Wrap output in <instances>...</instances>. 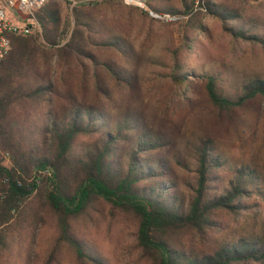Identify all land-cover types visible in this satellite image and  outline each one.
<instances>
[{
    "label": "rangeland",
    "instance_id": "374dc122",
    "mask_svg": "<svg viewBox=\"0 0 264 264\" xmlns=\"http://www.w3.org/2000/svg\"><path fill=\"white\" fill-rule=\"evenodd\" d=\"M54 1L59 4L60 30L67 32L61 46L74 28L71 8L76 2L94 0H70V6L66 0ZM116 1L120 5L115 11L99 15L98 26L103 40H114L117 49H93L95 68L89 65L85 74L73 66L58 68L56 46L48 51V67L36 69L37 81L44 79L53 86L49 95L53 117L58 119L76 106L91 109L102 114L105 132L111 133L127 121L114 161L124 168L127 152L145 135L157 148L139 154L138 163L145 173L155 168L156 162H161L165 171L145 181L144 186L164 183L183 207L189 197L185 184L195 168V147L200 139L210 138L220 166L212 170L209 196L223 193L242 168L253 185L239 211L216 216L209 239L216 245L241 239L264 244V96L257 95L226 112L212 105L205 88L206 78L213 77L221 95L235 99L242 85L264 80V43L237 38L228 29L232 26L264 41V0H196L190 16L182 12L184 3L191 6V0L152 1L161 14L178 12L169 14L175 20L154 19ZM206 3L211 13L201 6ZM43 50L47 54V48ZM42 52L36 54L39 62ZM109 65L112 71L107 69ZM183 74L184 82L176 84L172 76ZM2 157L8 164L9 156ZM35 195L36 191L27 210L29 217L38 210L35 226L27 227L28 218L14 214L0 231V264H46L52 252L49 264H89L79 261L64 241H57L55 218L36 205ZM70 226L102 259L101 264H147L136 248L135 220L106 204H96L86 218L72 220ZM193 245L200 248L197 242Z\"/></svg>",
    "mask_w": 264,
    "mask_h": 264
},
{
    "label": "trees",
    "instance_id": "16d2710c",
    "mask_svg": "<svg viewBox=\"0 0 264 264\" xmlns=\"http://www.w3.org/2000/svg\"><path fill=\"white\" fill-rule=\"evenodd\" d=\"M152 1H148V8L161 13ZM195 1L191 0V6L184 3L182 14L190 16ZM66 3L72 4L70 0ZM117 4L116 0L76 2L70 13L74 28L61 46L62 35L67 32L60 30L59 4L54 0L36 13L41 35L11 37V50L0 60V231L14 214L23 220L28 218L27 227L35 226L38 210L31 217L27 210L36 191V205L55 218L57 241L68 244L84 263L101 264L102 259L74 234L70 221L86 218L96 204H106L135 220L136 248L147 264H264V244L259 240L216 245L209 239L216 216L223 211H239L241 200L248 197L253 185L242 168L223 193L209 196L212 170L220 166L210 138L200 139L195 147V168L185 184L189 197L183 207L164 183L144 186L145 181L165 171V166L156 162L155 168L145 173L138 163L139 154L157 148V144L144 139L145 135L127 152L124 168L114 161L117 143L123 140L121 131L129 126L127 121L111 133L105 132L102 114L91 109L76 106L58 119L50 112L53 86L44 79L38 82L36 69L48 67L49 52L56 46L58 68L73 66L84 74L89 65L95 68L93 49H117L114 40H103L98 26L99 15L115 11ZM201 6L212 12L209 3ZM228 29L237 38L264 43L235 27ZM40 49L42 62L36 59ZM107 69L113 68L109 65ZM172 78L176 84L184 82V74ZM205 88L212 105L226 112L257 95L264 96V80L258 79L242 85L235 99L221 95L213 77L206 78ZM89 137L94 140L80 141ZM3 154L9 156L8 164ZM195 242L200 246L197 250ZM52 253L46 264L51 262Z\"/></svg>",
    "mask_w": 264,
    "mask_h": 264
},
{
    "label": "built area",
    "instance_id": "2783aa9c",
    "mask_svg": "<svg viewBox=\"0 0 264 264\" xmlns=\"http://www.w3.org/2000/svg\"><path fill=\"white\" fill-rule=\"evenodd\" d=\"M123 4L144 10L151 18L175 20L169 14L156 13L148 8L149 0H121ZM48 0H0V60L11 50V37L30 36L41 32L35 14ZM48 174V171H45Z\"/></svg>",
    "mask_w": 264,
    "mask_h": 264
}]
</instances>
